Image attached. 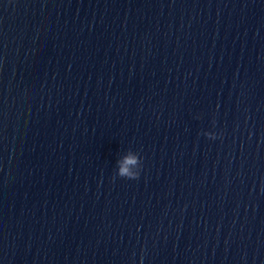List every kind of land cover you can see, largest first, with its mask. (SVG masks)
Listing matches in <instances>:
<instances>
[{
    "label": "water",
    "instance_id": "obj_1",
    "mask_svg": "<svg viewBox=\"0 0 264 264\" xmlns=\"http://www.w3.org/2000/svg\"><path fill=\"white\" fill-rule=\"evenodd\" d=\"M0 264H264V0H0Z\"/></svg>",
    "mask_w": 264,
    "mask_h": 264
},
{
    "label": "clouds",
    "instance_id": "obj_2",
    "mask_svg": "<svg viewBox=\"0 0 264 264\" xmlns=\"http://www.w3.org/2000/svg\"><path fill=\"white\" fill-rule=\"evenodd\" d=\"M204 135L209 139H216L217 134L212 131L204 132ZM143 167L142 157L132 150H128L124 155L116 161V177L127 180H138L140 178Z\"/></svg>",
    "mask_w": 264,
    "mask_h": 264
}]
</instances>
